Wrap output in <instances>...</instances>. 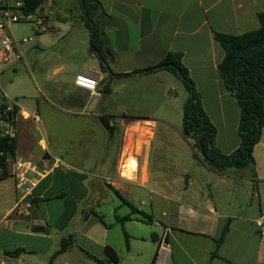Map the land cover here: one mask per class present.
<instances>
[{"label": "crops", "instance_id": "obj_1", "mask_svg": "<svg viewBox=\"0 0 264 264\" xmlns=\"http://www.w3.org/2000/svg\"><path fill=\"white\" fill-rule=\"evenodd\" d=\"M100 3L104 13L100 12L98 19L114 57L109 60L114 75L153 67L169 52L181 53L216 129L215 147L225 155L237 150L241 110L221 77L219 64L225 50L214 34L238 35L259 29L258 14L264 11V0ZM56 29L52 27L50 32L57 35ZM73 36L69 30L67 41ZM48 49L50 56L55 53ZM90 54V62L56 63L52 74L40 84L50 86V78H59L49 87L51 93L38 86L41 99L34 108L12 99L17 113L13 127L16 152L7 166L8 176L0 180V257L4 264H264V235L257 222L264 211V126L254 146V164L242 168L218 171L196 159L193 142L182 132L183 139L168 140L157 149L154 122L126 118L117 125L108 118L109 105L99 106L105 87L109 86L111 93L110 83L119 80L124 81L123 87L131 86L128 98L140 92L148 94L144 86L151 85V101L167 100L171 91L165 80L171 73L158 70L116 77L103 71L99 58ZM15 64L2 76L8 68L16 70ZM79 75H93L98 81L95 95L75 85ZM79 119L90 121L81 128L86 135L82 142L63 135V129L71 132ZM137 124L151 135L140 154L133 155L138 166L128 178L121 172L128 159L123 158L124 141ZM181 150L185 158L178 156ZM17 160L33 161L40 173L27 192L16 186ZM185 164L206 168L202 184L208 192L197 196L196 208L184 200L197 195L192 191L189 196L195 183L192 175L186 172L178 178L166 173ZM124 199L141 212H132ZM127 216L130 219L124 222L117 220ZM227 224L225 240L217 248ZM68 237L71 246L53 256ZM163 241L164 248L160 245ZM108 247L116 262L108 255ZM215 250L217 257L212 256ZM15 251L21 252L10 255Z\"/></svg>", "mask_w": 264, "mask_h": 264}, {"label": "rangeland", "instance_id": "obj_2", "mask_svg": "<svg viewBox=\"0 0 264 264\" xmlns=\"http://www.w3.org/2000/svg\"><path fill=\"white\" fill-rule=\"evenodd\" d=\"M40 8L48 16L50 28H57V35L51 32H36L35 23L31 20L12 23L10 31L13 38L19 44L24 60L15 64L16 70H12L13 67L8 68L6 73L0 77L3 92L11 99L18 100L32 108L35 107L36 101H40L41 99L38 86L42 87L43 90H49L54 80L59 78L57 76L50 78L48 80L50 81V86L46 84L47 87L45 84H40L41 81L46 80L52 74L53 66L56 63L59 61L72 64L75 62H90L89 57L91 55V33L85 26L84 13L78 0H76V3H73L71 0H44ZM69 30L74 36L70 41H67V32ZM24 39L27 41L24 42ZM48 48L53 49L55 53L50 56L51 50ZM168 75L169 78L165 80V87L171 93H169L167 100L163 98L159 101H151L148 98V94H153L151 92V85L144 86L148 94L140 92L138 95L128 98L126 97L127 90L131 86L123 87L124 81L119 80L110 83L112 92L103 93L99 107L109 105L108 118L112 123L116 122L117 125L126 118L154 122L156 134L154 141L155 148L157 149L161 145H164L162 143L168 142V140L175 142L177 139H183L181 132L184 118V104L188 97V92L180 79L172 73ZM3 92L0 91V106L5 103ZM31 96H35L36 98L32 99ZM134 106H137V108H133ZM130 123L127 122L126 124ZM88 124H90V121L79 119L72 124L71 129H69L71 132L65 133L67 129L64 128L63 135L73 138L76 142L85 141L86 135L81 132V128ZM121 132L123 133V126ZM132 132V134L126 137V141H124L126 148L123 158L128 157L126 161L131 157L133 158V155L140 154L142 146L146 145L151 135L150 130L140 128L138 124L132 129ZM167 147H170V145H167ZM168 151L171 152L170 149ZM178 156L186 157L182 155V150L178 153ZM205 169V167H198L196 164H185L183 167L175 166L173 170H166V173L175 174L178 178L182 173L185 174L187 172L195 179L189 196L192 195V191L196 192L197 195L192 198L187 196L184 198L194 208L198 206L195 199L200 194L202 195L203 192H208V188L202 184L203 171ZM158 201L161 203V198H158ZM120 214L122 216L121 212Z\"/></svg>", "mask_w": 264, "mask_h": 264}, {"label": "trees", "instance_id": "obj_3", "mask_svg": "<svg viewBox=\"0 0 264 264\" xmlns=\"http://www.w3.org/2000/svg\"><path fill=\"white\" fill-rule=\"evenodd\" d=\"M43 2L44 0H25L26 9L33 11L41 7ZM79 2L84 13L85 26L91 33L90 51L99 58L102 70L110 71L113 76L109 60L114 57L108 49L98 19L99 13H104L100 0H79ZM258 18L261 23L259 29L238 35L218 32L214 34L215 40L225 50V57L219 64L221 77L226 89L236 97L241 110L238 125L241 143L239 148L229 155L221 153L214 145L216 129L204 111L194 81L183 64L181 53L169 52L165 59L153 67L133 73L114 75L127 77L134 74L167 70L180 79L188 92L184 107L182 135L185 139L193 142L194 157L202 159L208 166L218 171L231 166L242 168L253 165L255 162L254 146L259 142L264 126V11L258 14ZM104 91L109 93V86H106ZM3 110L4 104L0 106V118ZM16 145L15 137L0 134V170H2L0 180L8 176L7 166L15 158ZM115 192L122 198L117 190ZM124 202L130 205L132 212H141L127 200L124 199ZM141 214L146 213L142 212ZM146 216L150 218V215L146 214ZM128 219L130 216L117 217V220L121 222ZM36 230H42V228L37 227ZM228 230L229 224L224 227L221 236L217 239V248L224 242ZM128 239L129 237L126 235V241ZM71 244V237L62 239L60 249L53 256L66 251ZM20 252L15 251L10 255L17 256ZM107 253L113 261H117L111 248H107ZM212 256L217 257V250L213 252ZM152 262H155V257Z\"/></svg>", "mask_w": 264, "mask_h": 264}, {"label": "built area", "instance_id": "obj_4", "mask_svg": "<svg viewBox=\"0 0 264 264\" xmlns=\"http://www.w3.org/2000/svg\"><path fill=\"white\" fill-rule=\"evenodd\" d=\"M31 20L35 23V31L38 33L50 32L49 18L40 7L33 11L26 9L25 0H0V77L4 70L20 61H23V53L18 42L13 38L10 25L15 22ZM27 41L24 39V42ZM75 85L88 90L92 95L97 93L98 81L90 75H79L76 77ZM0 91L3 92L0 84ZM4 110L0 118V134L14 137L13 127L16 119L15 102L4 94ZM40 176L37 165L31 160H17L15 162L16 186L26 192L35 184ZM30 207V204H26ZM18 210L20 205L16 207ZM261 233L264 235V211L258 219ZM161 247H166L163 241ZM0 264H4L0 257ZM17 264H21L18 262Z\"/></svg>", "mask_w": 264, "mask_h": 264}, {"label": "bare ground", "instance_id": "obj_5", "mask_svg": "<svg viewBox=\"0 0 264 264\" xmlns=\"http://www.w3.org/2000/svg\"><path fill=\"white\" fill-rule=\"evenodd\" d=\"M137 166H138V164H137L136 159L131 157L128 161H126L121 166V172H122L123 176H126L128 178H132L134 171H136V169H137Z\"/></svg>", "mask_w": 264, "mask_h": 264}, {"label": "water", "instance_id": "obj_6", "mask_svg": "<svg viewBox=\"0 0 264 264\" xmlns=\"http://www.w3.org/2000/svg\"><path fill=\"white\" fill-rule=\"evenodd\" d=\"M92 25V27H93V24H91ZM188 98V97H187Z\"/></svg>", "mask_w": 264, "mask_h": 264}]
</instances>
